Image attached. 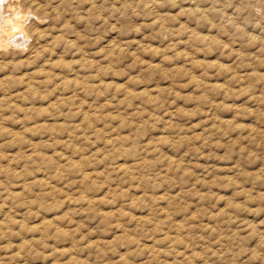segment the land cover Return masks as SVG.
<instances>
[{
    "label": "rangeland",
    "instance_id": "rangeland-1",
    "mask_svg": "<svg viewBox=\"0 0 264 264\" xmlns=\"http://www.w3.org/2000/svg\"><path fill=\"white\" fill-rule=\"evenodd\" d=\"M2 1L0 264H264V0Z\"/></svg>",
    "mask_w": 264,
    "mask_h": 264
},
{
    "label": "bare ground",
    "instance_id": "bare-ground-1",
    "mask_svg": "<svg viewBox=\"0 0 264 264\" xmlns=\"http://www.w3.org/2000/svg\"><path fill=\"white\" fill-rule=\"evenodd\" d=\"M1 14L2 13L0 12V17H1L0 19H2L0 20V48L3 46L5 47V45H10L11 43H16V44L22 43L21 33H23L22 31H24V27L22 26V22L20 19L21 17H18L16 14L13 13V16H11L8 19L6 18V20H4Z\"/></svg>",
    "mask_w": 264,
    "mask_h": 264
}]
</instances>
